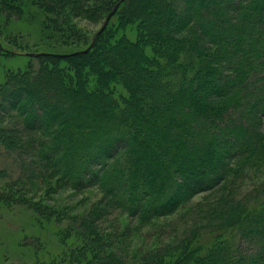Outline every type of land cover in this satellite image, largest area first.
<instances>
[{
	"label": "trees",
	"instance_id": "1",
	"mask_svg": "<svg viewBox=\"0 0 264 264\" xmlns=\"http://www.w3.org/2000/svg\"><path fill=\"white\" fill-rule=\"evenodd\" d=\"M37 1L47 15L48 3ZM85 1L76 0L77 7ZM118 3L87 53L44 57L53 63L66 59L76 73L82 66H112L103 60L106 53L119 69L134 67L129 76L107 67L97 71L105 106L90 93L86 102L66 94L51 98L21 78L0 88V101H11L25 125L43 133L40 159L63 184L76 190L98 186L108 207L146 224L219 185L235 170L234 157L254 162L264 153V129L257 127L264 116V0H101L90 12L111 4V13ZM132 3L141 10L136 40L110 29L119 14L132 20ZM189 26L196 38L187 34ZM105 42L110 45L101 51ZM55 69L47 63L43 72ZM68 76L74 87L67 90L87 96L83 79ZM116 78L128 92L120 103L111 84ZM228 113L239 121L225 125ZM160 162L166 163L161 171ZM260 196L261 190L243 197L221 224L152 251L146 264H264ZM95 221V215L76 219V264H129ZM210 234L216 237L208 244L199 240Z\"/></svg>",
	"mask_w": 264,
	"mask_h": 264
},
{
	"label": "rangeland",
	"instance_id": "2",
	"mask_svg": "<svg viewBox=\"0 0 264 264\" xmlns=\"http://www.w3.org/2000/svg\"><path fill=\"white\" fill-rule=\"evenodd\" d=\"M100 1L82 2L79 9L76 0H44L50 8L46 15L37 0H0V88L21 78L33 82L35 90L40 87L48 97L60 98L66 94L67 99L77 101L76 97L80 96L81 101L86 102L88 99L85 97L92 94L103 99L101 102L105 106L108 96H103L102 90L105 88L100 82L97 83V71L107 67L113 68L112 71H117L118 75L129 76L130 72L135 75L134 67H128L129 71L128 68L119 69L120 63L113 62L116 61L114 55L106 53L103 60L112 61L111 65L117 64L118 69L116 65L95 64L85 68L82 66L80 72L76 73V68L66 59L53 63L46 62L44 58L72 55L89 45L104 26L113 3L91 13L90 10ZM103 3L106 4L105 1ZM130 6L132 20L127 21L130 19V16L126 19L127 13L119 14L111 21L110 29L112 33L128 35L136 40L139 31L136 20L141 10L138 4L132 3ZM194 29L189 26L186 30L187 34L196 38L198 32ZM109 45L110 42H105L100 50ZM204 45L216 50L207 42ZM147 52L152 54L150 49ZM47 63L51 67L56 66L49 75L43 72ZM70 73L75 75L74 78L83 79V84L88 88L87 96L82 90L78 94H71L67 90L68 86L74 87L69 82ZM115 80L117 78L111 81L112 90L119 102L124 100L123 96H128V92ZM238 119V114L228 113L222 122L225 125L235 124ZM257 120V127L264 129V116ZM246 125L253 127L248 121ZM37 129L25 125L23 115L13 108L11 101H0V264H76V219H87L94 215V225L111 236L122 258H127L129 264H146V255L151 257L152 251L174 246L189 238L193 231L200 229L202 232L221 224L243 197H251L261 190L263 197L259 201L264 203V153L254 162L234 157L232 164L235 170L219 185L193 195L175 213L145 224L108 207L98 186L76 190L63 184L58 175L44 166L40 159L39 146L43 133ZM184 151L188 152V149ZM152 156L156 162L155 154ZM165 165L160 162L156 169L161 171ZM224 233L227 236L229 231ZM215 237V234L205 238L201 235L199 240L208 244Z\"/></svg>",
	"mask_w": 264,
	"mask_h": 264
},
{
	"label": "water",
	"instance_id": "3",
	"mask_svg": "<svg viewBox=\"0 0 264 264\" xmlns=\"http://www.w3.org/2000/svg\"><path fill=\"white\" fill-rule=\"evenodd\" d=\"M119 5H120V3H118L117 5H116V7L113 9V11L110 13V15L108 16V18L106 19V22H105V24H104V26L102 27V29L101 30H103L105 27H106V25L109 23V21L111 20V18H112V16L115 14V12H116V10H117V8L119 7ZM92 44L87 48V49H85V50H83V51H81V52H76V53H73V55H75V54H84V53H87L91 48H92ZM29 56H37V55H35V54H28ZM65 56H71V54H69V55H65Z\"/></svg>",
	"mask_w": 264,
	"mask_h": 264
}]
</instances>
